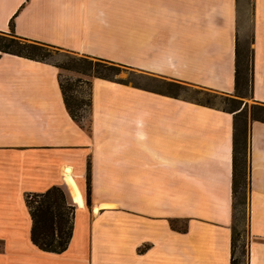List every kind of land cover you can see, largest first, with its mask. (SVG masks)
<instances>
[{
	"label": "crops",
	"instance_id": "1",
	"mask_svg": "<svg viewBox=\"0 0 264 264\" xmlns=\"http://www.w3.org/2000/svg\"><path fill=\"white\" fill-rule=\"evenodd\" d=\"M12 20L21 37L229 96L237 43L249 30L252 99L264 104V0H0V32ZM58 76L52 64L0 52V230L20 232L0 234V264H95V242L113 247L121 221L133 247L128 264H231L235 114L94 78L89 134L68 113ZM249 180L248 264H264L257 120ZM55 186L76 206L61 254L32 243L26 204L27 194Z\"/></svg>",
	"mask_w": 264,
	"mask_h": 264
},
{
	"label": "trees",
	"instance_id": "2",
	"mask_svg": "<svg viewBox=\"0 0 264 264\" xmlns=\"http://www.w3.org/2000/svg\"><path fill=\"white\" fill-rule=\"evenodd\" d=\"M53 50H62L55 46L34 41L21 37L16 34L14 27V20L10 23L9 33L0 32V52L2 54H11L26 59L46 62L53 55ZM51 64V63H49ZM58 70L65 69L75 71L80 75L79 83H85L92 87L91 79L99 78L117 83L126 84L124 80L116 78L120 74L124 65L94 58L90 56H80L73 59L69 63L56 65ZM86 77L87 80H83ZM91 78V79H90ZM59 85L62 91L64 103L71 118L77 122L87 133H91V90L89 100L79 99L71 95L73 85L68 86L58 76ZM168 86L180 88L179 83L168 82ZM253 85V50L250 54H246L241 49L240 42L237 43L236 48V75H235V95H224L225 99L231 104V108L227 111L235 114L234 120V157H233V236H232V260L231 264H238L235 255L237 248V200L239 195L240 181L243 174L241 165L244 157L249 154V119H248V105L238 98H252ZM91 89V88H90ZM154 91V90H152ZM162 94L178 97L179 94L168 93L162 91H154ZM199 103V102H197ZM202 104V103H199ZM205 105V104H202ZM209 106V105H207ZM225 110V109H224ZM89 111V118L83 114ZM251 120L264 122V104H255L252 107ZM249 157V155H248ZM247 169V165H246ZM248 177H249V158H248ZM90 180H91V165L88 163L87 173V194H90ZM250 187V180H249ZM243 203V202H242ZM26 204L33 221L31 229L32 243L43 252L61 254L65 252L73 238L74 220L76 206L70 200V196L64 187L55 186L44 193L27 194ZM173 227L176 224L173 223Z\"/></svg>",
	"mask_w": 264,
	"mask_h": 264
},
{
	"label": "rangeland",
	"instance_id": "3",
	"mask_svg": "<svg viewBox=\"0 0 264 264\" xmlns=\"http://www.w3.org/2000/svg\"><path fill=\"white\" fill-rule=\"evenodd\" d=\"M248 16V14H247ZM249 17L246 18L248 22ZM249 23V22H248ZM252 37L250 35V31L248 30L245 37L241 40V49L246 52V54H250L252 52ZM80 54L68 52L65 50H53V55L47 60L48 63L61 65L65 63L71 62L73 59L79 58ZM125 66V65H124ZM122 68V71L119 75L116 76L119 80H124L126 84L117 83L125 86H132L137 88H143L146 90H154V91H162L168 92L172 94H179L180 97L184 99H188L194 102H199L209 106L219 107L225 110L231 108V104L228 100L225 99L223 94L217 93L212 90L203 89L200 87L188 86L184 84H180V88L168 86L167 80H162L160 78L144 74L140 71H136L133 69ZM60 79L65 83L66 86L69 84L73 85V90L70 91L71 95L78 97L80 100L85 99V101L89 100L90 96V87L85 83H79L80 75L75 71L59 69ZM83 80H87L86 77H82ZM91 79V78H90ZM94 79V77L91 79ZM248 105V119L249 123L251 121V112L252 107L257 104L253 101L252 98H245L243 101ZM86 116V120L89 118V111L83 113ZM248 151L246 157L243 159V163L241 165V170L243 172L241 176V185L239 188L238 202H237V248L235 258L238 264H248V247H249V230H248V216H249V197H250V187H249V177H248ZM247 165V169H246ZM71 200V197H70ZM72 201V200H71ZM243 202V203H242ZM125 222H117L113 223V232L114 234L118 232L120 234L119 237L113 238V247H103L99 246L95 242V246L93 247V256L95 258V264H128L129 257L133 256L132 253V245L129 240L126 239L125 230H124ZM20 233L19 231H13L12 229H3L0 230L1 236L6 240H16L17 235ZM26 231H21L22 238L26 237ZM19 236V235H18ZM26 245V243H24ZM23 249H28L26 246H22ZM3 248H7V246L3 245V242L0 241V250ZM143 250V249H142ZM141 264V263H136Z\"/></svg>",
	"mask_w": 264,
	"mask_h": 264
},
{
	"label": "bare ground",
	"instance_id": "4",
	"mask_svg": "<svg viewBox=\"0 0 264 264\" xmlns=\"http://www.w3.org/2000/svg\"><path fill=\"white\" fill-rule=\"evenodd\" d=\"M74 195V198L78 201L79 199H78V195H76V193L75 194H73ZM98 210V209H97Z\"/></svg>",
	"mask_w": 264,
	"mask_h": 264
},
{
	"label": "water",
	"instance_id": "5",
	"mask_svg": "<svg viewBox=\"0 0 264 264\" xmlns=\"http://www.w3.org/2000/svg\"><path fill=\"white\" fill-rule=\"evenodd\" d=\"M70 170V168H67V171H69ZM96 209V208H95Z\"/></svg>",
	"mask_w": 264,
	"mask_h": 264
}]
</instances>
